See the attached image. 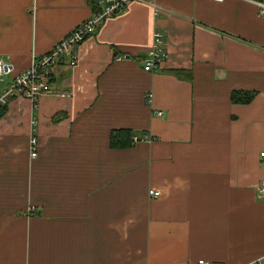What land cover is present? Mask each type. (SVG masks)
Masks as SVG:
<instances>
[{"label": "crops", "instance_id": "0c3cea01", "mask_svg": "<svg viewBox=\"0 0 264 264\" xmlns=\"http://www.w3.org/2000/svg\"><path fill=\"white\" fill-rule=\"evenodd\" d=\"M99 1L0 0V90ZM77 53L36 105L15 96L0 116V264H264L256 0H130ZM117 129L141 139L112 148Z\"/></svg>", "mask_w": 264, "mask_h": 264}, {"label": "built area", "instance_id": "2783aa9c", "mask_svg": "<svg viewBox=\"0 0 264 264\" xmlns=\"http://www.w3.org/2000/svg\"><path fill=\"white\" fill-rule=\"evenodd\" d=\"M130 0H100L99 7L88 17L80 21L70 31L56 40L52 46L43 53H33L30 64L14 74L7 85L0 90V112L6 106L10 98L23 96L29 98L34 105L42 94L51 90L52 83L66 66L74 65L78 60V46L104 22L106 18L123 9ZM258 12L264 14V0H256ZM158 9L155 7V13ZM165 55V40L161 31L154 29L151 45L145 57L144 69L156 71L160 61ZM118 58L122 57L117 55ZM8 71L7 63L0 57V80ZM63 94V93H62ZM158 115L161 111L157 112ZM34 122V121H32ZM143 138H147L144 136ZM141 139L133 136L132 141ZM37 138L31 135L29 138L30 157L37 156ZM264 158V150L259 153ZM259 192L264 194V181L259 185ZM152 199H157L159 191L153 188L148 190ZM196 264H205L204 259H198Z\"/></svg>", "mask_w": 264, "mask_h": 264}, {"label": "trees", "instance_id": "16d2710c", "mask_svg": "<svg viewBox=\"0 0 264 264\" xmlns=\"http://www.w3.org/2000/svg\"><path fill=\"white\" fill-rule=\"evenodd\" d=\"M175 75L177 76H187L188 74L186 73V75L184 73H182V71L176 70L175 71ZM254 92L253 91H247V90H233L231 92V99L233 101H248L252 96H253ZM6 108V107H5ZM1 110L0 112V116L3 114L4 110ZM133 133L130 130L127 129H117L114 130L111 134L110 137V146L112 148H122V147H127L130 146L132 141ZM32 211H29L28 214H32Z\"/></svg>", "mask_w": 264, "mask_h": 264}]
</instances>
